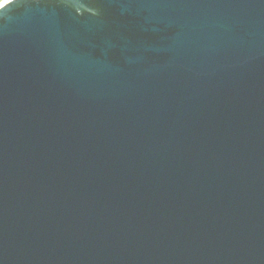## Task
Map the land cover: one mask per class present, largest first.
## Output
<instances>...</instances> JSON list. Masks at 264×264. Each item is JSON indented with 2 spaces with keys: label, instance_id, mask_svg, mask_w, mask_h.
Wrapping results in <instances>:
<instances>
[{
  "label": "water",
  "instance_id": "1",
  "mask_svg": "<svg viewBox=\"0 0 264 264\" xmlns=\"http://www.w3.org/2000/svg\"><path fill=\"white\" fill-rule=\"evenodd\" d=\"M2 6L0 264H264V0Z\"/></svg>",
  "mask_w": 264,
  "mask_h": 264
},
{
  "label": "bare ground",
  "instance_id": "2",
  "mask_svg": "<svg viewBox=\"0 0 264 264\" xmlns=\"http://www.w3.org/2000/svg\"><path fill=\"white\" fill-rule=\"evenodd\" d=\"M8 1L7 0H4V2L0 3V6L6 4Z\"/></svg>",
  "mask_w": 264,
  "mask_h": 264
},
{
  "label": "rangeland",
  "instance_id": "3",
  "mask_svg": "<svg viewBox=\"0 0 264 264\" xmlns=\"http://www.w3.org/2000/svg\"><path fill=\"white\" fill-rule=\"evenodd\" d=\"M1 1V0H0Z\"/></svg>",
  "mask_w": 264,
  "mask_h": 264
}]
</instances>
